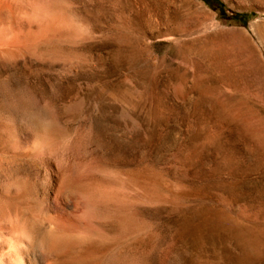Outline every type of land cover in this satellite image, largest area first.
I'll use <instances>...</instances> for the list:
<instances>
[{
    "label": "rangeland",
    "instance_id": "rangeland-1",
    "mask_svg": "<svg viewBox=\"0 0 264 264\" xmlns=\"http://www.w3.org/2000/svg\"><path fill=\"white\" fill-rule=\"evenodd\" d=\"M50 4L75 27L0 59V218L28 243L71 186L103 238L59 264H264V0ZM36 124L56 153L28 152Z\"/></svg>",
    "mask_w": 264,
    "mask_h": 264
},
{
    "label": "bare ground",
    "instance_id": "bare-ground-1",
    "mask_svg": "<svg viewBox=\"0 0 264 264\" xmlns=\"http://www.w3.org/2000/svg\"><path fill=\"white\" fill-rule=\"evenodd\" d=\"M3 12H6V14H11V17L16 16V20L15 19H13L12 21L9 20L8 24L7 23L5 24L6 21L2 20ZM55 12L52 10L50 0H45L43 4L41 5L33 4L31 0H0V24H1V27H0V59L2 57L3 58L8 57V59L11 60L10 58H12V56L18 57L17 54L20 51L19 43L21 42L20 40L21 36H24L23 43H21L22 44L21 47L23 49L36 51L38 50V47H40L39 45H41L44 40H47V39L53 40L54 37L61 31H65V29H67L68 27L69 28L75 27L74 26L75 21L72 22L73 20L71 21L70 20L71 18L68 19V17L65 16L66 13L63 14L60 12L59 13H55ZM18 14L29 19L30 22L32 20V22L40 23L37 31L32 30L30 28L28 32L24 33L25 35L24 34L20 35L21 33L25 31L22 32V28L19 27ZM47 43H49V40H47ZM41 55L43 54L41 53ZM30 116L28 115L27 117H30ZM37 124L36 126L32 125L34 129H37L35 133L36 134L35 136L37 137V141H35V144L33 146L31 145L32 147L28 148V152L37 153L43 156L50 155L52 152L56 153L55 148L57 147V145H55L53 138L51 137V135L50 136L48 135L47 130H45V133L43 135L42 134L40 135V133H43V132L38 131L39 126L37 127ZM59 171L61 173L60 175H62V172H61L62 170H59ZM60 175L58 174V176ZM60 190H63V192L59 191V194H56L55 197L51 198L47 202V205L45 206L43 213L37 214V213L32 212L31 215H29L30 219L27 223H25V226H24V229H25L24 232L26 235L23 234L24 236H27V235L29 236L28 239L30 241L27 240L28 243H24L23 241L20 240L21 236L20 237L18 236L17 234L18 232L15 231L16 228L13 227L12 223L11 224L7 223L5 219H3L2 217L0 218V264H56V261L57 263L58 261H60V260H57L59 255L57 252L58 246L56 245V243H58L59 245V242H61L60 240L63 238V236L64 237H68V236L76 237V235L77 237H79L78 235L86 236V237L90 236L91 238L95 237L98 240H101L103 238L102 233H101L102 228L100 227V223L96 221V218L94 219V215H95L94 211L96 210L95 209L96 207L89 208L91 207L90 204L93 202L94 198H89L87 200V198H85L81 190L72 188L71 186L66 187V188L61 187ZM71 194L73 196H71ZM83 199L87 200V205L82 206ZM97 203L98 202H96V204ZM92 205H94V203ZM81 209L83 210L81 211L82 213L80 215H77V212ZM10 222H12V219ZM32 222H39L40 226L45 227L49 231L48 233H50L51 238H55L53 242L49 243V241L47 242V240L42 241L43 238H41L42 239L41 240L40 237L37 236L38 234H36L33 228ZM33 243L38 248V252L36 253L34 252V249L33 251L31 250V248H33L31 247L33 246ZM96 249L97 247L96 248L94 247V250ZM60 255L62 257V254Z\"/></svg>",
    "mask_w": 264,
    "mask_h": 264
}]
</instances>
